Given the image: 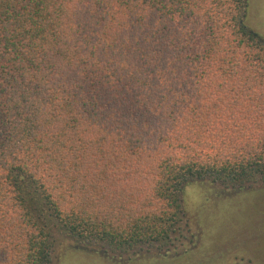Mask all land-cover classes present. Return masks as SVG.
<instances>
[{
    "label": "trees",
    "instance_id": "16d2710c",
    "mask_svg": "<svg viewBox=\"0 0 264 264\" xmlns=\"http://www.w3.org/2000/svg\"><path fill=\"white\" fill-rule=\"evenodd\" d=\"M249 0H0V264L54 234L172 241L190 181L264 182V38Z\"/></svg>",
    "mask_w": 264,
    "mask_h": 264
},
{
    "label": "rangeland",
    "instance_id": "374dc122",
    "mask_svg": "<svg viewBox=\"0 0 264 264\" xmlns=\"http://www.w3.org/2000/svg\"><path fill=\"white\" fill-rule=\"evenodd\" d=\"M247 15L248 27L264 38V0H249ZM193 182L182 194L183 229L166 248L120 253L77 240L49 220L54 264H264V188L253 183L237 192L208 180ZM142 253L160 254L137 259Z\"/></svg>",
    "mask_w": 264,
    "mask_h": 264
},
{
    "label": "water",
    "instance_id": "95a60500",
    "mask_svg": "<svg viewBox=\"0 0 264 264\" xmlns=\"http://www.w3.org/2000/svg\"><path fill=\"white\" fill-rule=\"evenodd\" d=\"M189 183L195 184L196 182L190 181ZM187 185V184H186ZM186 185L184 186V188L186 187ZM264 188V182L261 183H256L253 184V188ZM250 189V187L248 185L245 186V190L248 191ZM241 189H237V192H240ZM160 253H142L140 256L137 257V259H141V258H150V257H158ZM162 255H165L166 253H161ZM54 264V262H53Z\"/></svg>",
    "mask_w": 264,
    "mask_h": 264
},
{
    "label": "flooded vegetation",
    "instance_id": "af4514ba",
    "mask_svg": "<svg viewBox=\"0 0 264 264\" xmlns=\"http://www.w3.org/2000/svg\"><path fill=\"white\" fill-rule=\"evenodd\" d=\"M252 185V184H251ZM250 186V185H249ZM245 187V186H244ZM238 189H243V188H238ZM183 222L178 226L177 230L183 229ZM184 231V230H183Z\"/></svg>",
    "mask_w": 264,
    "mask_h": 264
}]
</instances>
